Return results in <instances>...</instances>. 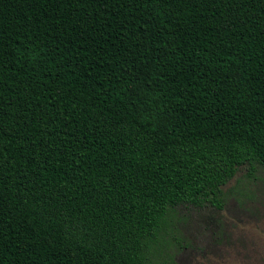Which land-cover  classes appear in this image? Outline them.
<instances>
[{"label":"trees","instance_id":"obj_1","mask_svg":"<svg viewBox=\"0 0 264 264\" xmlns=\"http://www.w3.org/2000/svg\"><path fill=\"white\" fill-rule=\"evenodd\" d=\"M242 165L264 0H0V264H171Z\"/></svg>","mask_w":264,"mask_h":264},{"label":"rangeland","instance_id":"obj_2","mask_svg":"<svg viewBox=\"0 0 264 264\" xmlns=\"http://www.w3.org/2000/svg\"><path fill=\"white\" fill-rule=\"evenodd\" d=\"M223 191L222 209L177 208L162 251L171 264H264V167L242 165Z\"/></svg>","mask_w":264,"mask_h":264}]
</instances>
